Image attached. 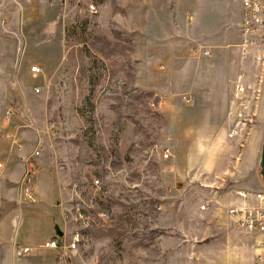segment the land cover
I'll return each mask as SVG.
<instances>
[{
	"label": "rangeland",
	"instance_id": "rangeland-1",
	"mask_svg": "<svg viewBox=\"0 0 264 264\" xmlns=\"http://www.w3.org/2000/svg\"><path fill=\"white\" fill-rule=\"evenodd\" d=\"M224 4L0 0V145L8 110L30 126L25 153L43 140L37 202L0 203V223L15 216L1 226L0 264L34 262L47 252L16 259L14 247L55 228L77 235L75 264H253L226 208L264 189V30L241 60L239 4Z\"/></svg>",
	"mask_w": 264,
	"mask_h": 264
},
{
	"label": "built area",
	"instance_id": "built-area-1",
	"mask_svg": "<svg viewBox=\"0 0 264 264\" xmlns=\"http://www.w3.org/2000/svg\"><path fill=\"white\" fill-rule=\"evenodd\" d=\"M56 1V0H55ZM61 2V0H58ZM240 5V17L236 21L235 27L238 34V43L236 49L241 60H246L248 57L258 53L255 49L256 41L260 35V30H264V0H238ZM94 10V8H90ZM191 19V16L188 17ZM264 35V34H263ZM193 55L199 57H209L208 50L193 49ZM31 73L35 76L41 73V68L34 66L31 68ZM240 81V77L234 80V85ZM236 89V88H235ZM238 92H242L241 88L237 87ZM182 101L185 104L193 103L190 95H183ZM13 117V112L8 110L2 117V138L9 143L13 151L24 152V140L19 134V131L12 132L10 125ZM239 117V116H238ZM30 128V126H26ZM37 134H39L37 132ZM237 134V131L231 130L229 137L232 138ZM43 140L39 135L36 138V143L32 151L25 155V167L22 179L19 184L21 200L29 204L36 203L37 197L33 191L34 181L37 179L38 168L36 159L40 156L39 149L42 147ZM170 156L169 150L163 151V159H168ZM4 164L0 162V179H4ZM238 197L243 203L237 206H229L226 212L234 224L246 232L253 241V264H264V189L256 192H238ZM210 202H204L199 210L204 212L208 210ZM99 220L103 224H107L110 216L104 213L99 214ZM79 245L77 235H73L71 239H66L62 236L61 240L52 239L45 241L37 247H21L17 246L13 249L14 258L19 259L26 256H31L37 251H50L55 254L54 264H75L77 259V250Z\"/></svg>",
	"mask_w": 264,
	"mask_h": 264
},
{
	"label": "crops",
	"instance_id": "crops-1",
	"mask_svg": "<svg viewBox=\"0 0 264 264\" xmlns=\"http://www.w3.org/2000/svg\"><path fill=\"white\" fill-rule=\"evenodd\" d=\"M228 0H224L225 4H227ZM238 1V0H237ZM239 4V3H238ZM223 6V8H224ZM221 11V10H220ZM239 12H240V5H239ZM190 16V15H189ZM188 21H192V16L191 19H188ZM49 57L47 56H42L38 59L40 62L48 61ZM42 66L44 67L43 63ZM18 119V120H14ZM27 124H25L22 120H20L18 117L12 118L11 125H10V130L12 132H16L17 130L19 131L20 136L24 140L26 144H29V140L25 137L26 133H29L27 128ZM25 152H16L11 149L9 146L8 142H5V144L0 145V159L4 164V179L0 181V203L5 204L7 206H11L12 201L14 200H21V193H20V188L19 184L22 179L23 173H24V167H25ZM40 168H44L46 173H48V169L45 166L40 165ZM51 175L50 173H48ZM55 190L50 189V198L52 197V194ZM56 197V196H53ZM58 204V203H57ZM12 222L15 221V216L13 214L6 215L2 223H0V230L2 224L5 222ZM1 222V221H0ZM8 223V224H9ZM7 224V225H8ZM6 241H0L1 245H6ZM42 252H47V253H42V254H36L37 258L32 259L34 262H30L28 264H54L55 263V254L54 252L50 251H43ZM35 255V254H34ZM41 255V256H40ZM47 257V260L42 258V257Z\"/></svg>",
	"mask_w": 264,
	"mask_h": 264
},
{
	"label": "water",
	"instance_id": "water-1",
	"mask_svg": "<svg viewBox=\"0 0 264 264\" xmlns=\"http://www.w3.org/2000/svg\"><path fill=\"white\" fill-rule=\"evenodd\" d=\"M259 168H260V176L261 180L264 184V139L261 147V155H260V161H259ZM56 235L61 238L63 236L62 232L59 230V228H55Z\"/></svg>",
	"mask_w": 264,
	"mask_h": 264
},
{
	"label": "trees",
	"instance_id": "trees-1",
	"mask_svg": "<svg viewBox=\"0 0 264 264\" xmlns=\"http://www.w3.org/2000/svg\"><path fill=\"white\" fill-rule=\"evenodd\" d=\"M62 238V237H61ZM61 238H59L57 235H56V233L52 236V239H59V240H61Z\"/></svg>",
	"mask_w": 264,
	"mask_h": 264
}]
</instances>
